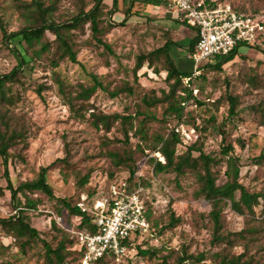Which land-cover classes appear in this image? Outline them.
I'll return each mask as SVG.
<instances>
[{
    "label": "rangeland",
    "instance_id": "obj_1",
    "mask_svg": "<svg viewBox=\"0 0 264 264\" xmlns=\"http://www.w3.org/2000/svg\"><path fill=\"white\" fill-rule=\"evenodd\" d=\"M88 1L92 6L93 0ZM106 1L111 5V0ZM121 1L119 0L120 3ZM227 1L232 5H242L246 1L247 7L258 8L259 13L264 15V0ZM57 9L55 18L62 21L70 17L77 7L74 0H58ZM179 14V11L169 8L149 7L143 14L148 18L135 14L125 25L121 24L124 15L117 14L114 18L116 20L113 21L115 25L103 36L112 46V53L93 42L89 25L85 26L84 32L75 30L80 62L76 64L64 61L57 71L66 83L73 87H78L79 83H91L90 74H97L111 90L125 83L129 84L134 90V95L123 93L112 97L108 91L99 89L90 100V112H134L136 105L147 92L155 89L160 94L159 90L168 89L164 80L166 73L156 75L152 72L153 69L148 70L147 67L139 71V82L134 80L133 68L141 53L161 47L167 40H171L175 43L171 47V53L179 68L182 71L194 72L195 66L190 58L189 48L191 40L196 37V31L178 22ZM0 15L4 19L6 29L4 32L0 28V75H4L18 66L12 49L14 46L20 47L19 40L7 39L5 35L18 31L25 24L12 0H0ZM112 16L113 14L109 20L113 19ZM48 38L54 40L55 36L48 33ZM49 63L45 54L43 60L35 62L34 70H31V64L28 66L27 88L21 89V98L16 108L25 116L34 136L30 139L27 149L21 153L12 152L7 166L0 155V188L5 190L4 194L0 195V218L16 216L26 203L21 194L20 204L13 201L5 177L6 170L13 187L16 188L24 181L35 179L42 167L52 165L47 177L55 196L67 198L74 205L81 200L82 195H88L94 189L98 191L97 195H100L110 186L108 170L111 161L102 154L107 148L102 144L104 134L90 124L70 117L68 107L58 95L57 84L51 79L52 69ZM207 63H203L202 67ZM200 73L206 76V80L195 77L190 82L194 98L184 104L182 122H178L176 118L165 122L162 116L163 108L156 109L158 118L148 125L149 144L153 145L152 141L157 134H169L174 132L176 126L183 125L190 134V139L179 135L182 143L178 150L183 152L190 144L200 140L205 153L211 154L212 158L208 163V166H211L216 159L221 158L219 153L224 136V143L232 144L241 158V182L251 190L264 189V165L256 164V159L264 152V128L259 125V116L254 111V107L264 101V88H256L250 81L252 76H264V47H241L239 55L224 66L223 72L201 69ZM40 86H43V89L42 93L38 94ZM226 89L240 96V114L236 118L229 117V105L223 99ZM197 100L203 102V105H199ZM211 117L215 122L208 124L206 121ZM219 128L225 130L227 135L218 132ZM107 136L110 139L123 138L118 126ZM140 139V136L133 137V144ZM239 139L245 142L244 148L239 145ZM219 168L223 173L219 180V184H222L226 181L225 167L221 164L216 169ZM125 174L121 172L118 176L122 178ZM87 175H90V181L82 187L81 182ZM160 180L150 192L151 198L155 200L156 215L161 216L155 231L138 239L137 247L131 249L119 261L113 259L99 264H164V259L170 264H178L185 247H189L190 253L195 256L204 253L205 260L200 264H218L213 256L226 245L213 244L209 218L211 205L205 199L195 196L198 188L195 178L191 175L179 179L175 173H166L160 176ZM30 197L39 201V205L36 210H25V215L30 224L40 231L41 238L52 239L55 234L53 220L58 227L75 235L71 231L78 230L79 219L68 216L67 212L59 215L60 206L57 199H50L40 192L31 194ZM261 209L262 207L257 209V216L260 218L264 217ZM171 211L181 218V222L172 229H167ZM222 219L225 231L234 233L246 227L245 217L235 213L230 206L224 211ZM261 243L264 245V237ZM78 244L80 245V242ZM147 249H157L158 252L153 258L143 256L140 251ZM19 251L15 239L8 237L0 227V264H44V249L41 244L29 250L26 255ZM243 251L242 246H236L233 253L240 254ZM184 264L197 263L188 260Z\"/></svg>",
    "mask_w": 264,
    "mask_h": 264
},
{
    "label": "trees",
    "instance_id": "obj_2",
    "mask_svg": "<svg viewBox=\"0 0 264 264\" xmlns=\"http://www.w3.org/2000/svg\"><path fill=\"white\" fill-rule=\"evenodd\" d=\"M12 1L21 14L20 17L24 19L25 25L18 31L5 35L7 39L19 40L20 44L19 48L14 46L12 49L18 60V66L11 72L0 75V155L5 166L8 165L12 152L21 153L27 149L30 139L34 136L25 116L17 111L16 106H18V101L21 98V89L27 88L26 73L28 66L31 64V70H34L35 62L43 60L47 54L49 66L52 69L51 79L57 84L58 95L63 100L64 105L68 107L70 117L88 123L98 132L104 134L102 144L107 148L102 151V154L111 161V167L108 170L110 181L127 179L131 183L134 182L137 171L149 153L152 150L154 152L160 151L165 157L166 163L155 158H149L143 168L145 173L143 183L147 187L154 188L157 182L161 181L160 176L163 174L175 173L179 179L192 175L198 186L195 196L205 199L211 205L209 218L213 231V244L226 245L214 254L213 257L217 263L264 264V245L261 243L264 237V217L257 216L258 207H262L261 213L264 214V189L260 191L251 190L241 182V158L236 154L235 147L232 144H225L226 138L223 136V144L219 153L221 158L216 159L211 166H208L212 157L211 154L205 153L200 140L190 144L183 152L178 150L182 139L175 132L166 135L159 133L154 137L153 145L149 144L148 125L152 120H157L156 109L163 108L162 116L165 122L170 118H176L178 122H182L184 104L194 98L190 82L195 77L189 79L193 77V71H182L179 68L171 53V47L175 44L173 41L167 40L163 46L149 52H143L137 57L136 65L133 68L134 80L139 82V71L147 67L148 70L153 69L152 72L156 75H161L162 72L166 73L164 80L168 89L159 90L160 94L155 89L147 92L142 96L141 102L136 105L134 112H90L92 106L90 100L99 89L108 91L112 97H118L123 93L134 95V90L129 84L125 83L123 86L111 90L110 86L105 84L97 74H90L91 83H79L78 87H73L67 84L61 73L57 71L64 61L76 64L80 62L78 59L79 51L76 48L75 30L84 32L85 26L89 25L93 42L112 53V46L103 39V36L115 25L113 21L116 20L114 18L117 14L124 15L121 24L125 25L133 15L142 16L145 14L149 7L168 8V0H122L121 3L119 0H111V5L106 0H93L92 6L88 0H74L77 9L70 17L62 21H57L55 18L58 0ZM218 1L228 2L227 0ZM232 6L239 13L255 17L264 16L259 13L258 8L247 7L246 1L242 5L233 3ZM112 14L113 19L109 20ZM143 16L148 18L147 15ZM0 28L6 32L5 22L1 15ZM48 33L54 35L55 39L50 40ZM196 44L197 36L191 40L189 48L191 59ZM244 46L251 49H263L264 47L258 45ZM239 50L240 48H236L226 56H216L201 69L223 72L224 66L239 55ZM196 78L206 80V76L201 73ZM250 81L256 88H264V76H252ZM42 89L43 86H40L37 90L38 94L42 93ZM223 99L229 105V117H238L240 114V96L226 89ZM197 102L199 105H203V102L199 100ZM254 109L259 116V125L264 128V101ZM206 122L212 124L215 119L211 117ZM116 126L120 128L123 138L110 139L107 134L111 133ZM218 132L227 135L222 128H219ZM137 136H140L141 139L134 145L132 138ZM146 142L148 143L145 145ZM120 144L122 147H118ZM239 145L244 148L245 142L239 139ZM221 164L225 167L226 181L219 184L223 173L221 168H216ZM256 164L264 165V152L256 159ZM51 166L42 167L35 179L24 181L16 188L13 187L8 170H6L5 177L8 180V189L11 191L13 201L20 204L19 194H21L25 197L26 203L16 216L0 218V227L8 237L15 239L20 248L19 253L21 252L23 255L41 244L44 249V264H76L83 253V248L78 244L79 239L76 235H72L67 229L58 227L56 221L53 220L55 234L51 240L43 239L40 236V231L30 224L27 215H25V210L38 208L39 201L32 199L30 195L40 192L50 199H57L60 206L59 215L67 212L68 216L77 217L79 219L78 230L87 229L91 232H97L96 226L91 222L90 214L83 212L67 198L55 196L47 177ZM121 172L126 174L119 178L118 175ZM89 179L90 175H87L82 180V187L88 184ZM4 192L5 190L0 188V195H3ZM97 192L94 189L88 195L90 198H94ZM229 206L235 213L246 219V227L239 232L231 233L224 230L222 215ZM156 214L155 200H149L147 202V217L150 223L148 232L150 234L155 231L160 221L161 216ZM180 222L181 218L177 217L174 211H171L166 228L172 229ZM137 240L128 243L130 249L137 247ZM236 246H242L244 251L240 254L233 253ZM140 252L143 256L153 258L158 250L147 249ZM107 260L113 259L106 257L99 263ZM188 260L200 264L205 260V255L201 253L195 256L190 253L189 247H185L183 248V257L179 259L178 264H184ZM163 263L170 264L166 259Z\"/></svg>",
    "mask_w": 264,
    "mask_h": 264
},
{
    "label": "built area",
    "instance_id": "obj_3",
    "mask_svg": "<svg viewBox=\"0 0 264 264\" xmlns=\"http://www.w3.org/2000/svg\"><path fill=\"white\" fill-rule=\"evenodd\" d=\"M170 10L179 11L178 22L196 31L197 44L192 60V79L200 74L203 63L216 56H226L244 45L264 46V16L255 17L237 12L231 3L218 0H168ZM173 131L190 139L183 125ZM149 158L162 163L160 151L149 153L137 171L134 182L111 181L109 189L94 198L82 195L76 205L91 215L97 232L75 230L83 253L76 264H98L110 257L119 261L130 252L128 243L142 238L150 230L147 202L151 189L143 180V168Z\"/></svg>",
    "mask_w": 264,
    "mask_h": 264
},
{
    "label": "crops",
    "instance_id": "obj_4",
    "mask_svg": "<svg viewBox=\"0 0 264 264\" xmlns=\"http://www.w3.org/2000/svg\"><path fill=\"white\" fill-rule=\"evenodd\" d=\"M154 8H158L159 9V7H154ZM160 8H162V7H160ZM149 9V8H148Z\"/></svg>",
    "mask_w": 264,
    "mask_h": 264
}]
</instances>
